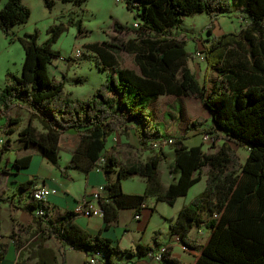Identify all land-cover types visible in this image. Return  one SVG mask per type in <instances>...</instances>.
Here are the masks:
<instances>
[{
  "label": "trees",
  "instance_id": "trees-1",
  "mask_svg": "<svg viewBox=\"0 0 264 264\" xmlns=\"http://www.w3.org/2000/svg\"><path fill=\"white\" fill-rule=\"evenodd\" d=\"M43 1L49 10L56 3V0ZM58 1L83 6L88 0ZM125 2L136 18L141 19V29H134L140 31L136 38L120 44L87 45L96 55L97 68L112 71L93 98L71 100L66 95L65 84L50 74L49 66L61 59L52 45L65 30L63 25L52 27L44 43L38 42L37 32L17 38L25 50V62L21 76L9 73L5 87L0 88V119L5 121L2 130L8 137L1 151H10L11 136L18 134L22 142L38 147L44 158L58 166L62 135L77 131L80 142L68 168L82 166L90 171L105 158L102 170L108 183L101 205L104 218L111 225L118 221L120 210L139 214L144 209L151 191L149 186L158 176L163 151H158L147 163L123 165L116 158L104 155L110 136L126 133L130 124L137 122L141 145L167 138L155 121L152 104L164 95L199 99L213 114L214 126L207 131H220L227 142L214 154H207L202 146L188 148L184 138H176L172 147L177 159L170 172L179 178L157 201L174 206L201 182L202 171L208 168L205 190L179 212L171 224V234L188 249L200 248L195 264H264V0ZM238 9L247 14L243 29L213 37L204 49L208 69L218 74V80L209 90L188 67L191 54L187 53L185 43L173 35V30L186 16L205 13L213 23L220 15ZM30 17L31 9L24 0H8L0 11V31L14 41L13 28L28 23ZM114 28L117 32L126 30L120 24ZM208 31L213 35L211 26ZM121 52L134 57L140 73L121 66L118 56ZM16 108L31 114L27 127L23 128L21 118L13 115ZM33 120L41 124L43 132L33 126ZM190 130L192 126L188 127ZM229 143L248 146L249 155L244 163ZM30 161L31 157L18 160L16 166H28ZM112 173L118 174L115 182L109 178ZM135 176L147 179L146 194L130 195L123 191L122 180ZM40 207L43 206L36 204V208ZM76 216L68 212L58 223L50 221L46 226L41 223L38 240L44 243L54 237L87 254L99 248L106 251L110 260L120 252L111 240L100 235L93 237L78 227L74 223ZM36 218L39 224L41 218ZM201 227H206L209 235L199 247L190 232ZM157 244H161L159 240ZM151 250L154 248H138L140 256ZM163 262L183 264L169 249Z\"/></svg>",
  "mask_w": 264,
  "mask_h": 264
},
{
  "label": "crops",
  "instance_id": "crops-1",
  "mask_svg": "<svg viewBox=\"0 0 264 264\" xmlns=\"http://www.w3.org/2000/svg\"><path fill=\"white\" fill-rule=\"evenodd\" d=\"M208 43L204 42L205 47ZM190 54L188 67L196 75L200 84L207 85L210 90L218 80L217 71L208 69L205 53H202L203 56L200 59L194 58L195 55L198 56V53ZM126 68L140 73L137 65L134 68ZM201 74L203 83L200 78ZM5 85L6 80L0 88H4ZM177 104H180L181 108L179 110L175 108L172 111L171 108ZM151 110L159 126L164 124L166 137L184 138V145L188 148L202 146L205 153L214 154L227 142L226 140L220 147L211 148L210 153L207 151L209 145L203 144L202 135L213 128V114L199 99L164 95L152 104ZM168 115L170 117L167 119ZM30 120L31 117L26 126L22 120V127H27ZM4 123L5 121L0 119V130L3 129ZM32 124L39 132H43L40 123L41 127H38L34 120ZM130 126L131 128L126 133L116 132L110 136L104 155L106 158H116L123 165L147 163L158 151L151 149L150 143L146 146L141 145L137 122L131 123ZM189 126H192L190 131H188ZM222 135L225 136L223 133ZM12 136L10 151L6 153L1 151L4 143L0 147V253L3 255L0 264H64V261L66 264H87V253L78 252L54 237H49L41 243L38 240V230L41 223L43 226L49 224L50 221L58 223L61 217L68 212H73L77 204L86 196L91 195L100 187H106L108 180L104 171L97 168L86 171L82 166L76 169L68 168L80 142V135L75 130H70L61 137L58 166H54L44 158L38 147L16 141ZM0 140L3 139L0 137ZM229 144L231 146V143ZM27 157H31L29 165L18 168L17 161H22ZM176 159L177 154L174 147L163 150L157 179L149 186L151 191L146 200V206L139 214L134 210H120L118 221L111 225L107 224L104 217L79 215L74 218V223L93 237L100 235L111 240L112 246L120 250L112 258L115 262L121 263L132 259L135 264H145L148 259L140 256L138 252L141 246L144 248L167 247L171 255L183 264H195L200 255V248L184 251L179 238L171 234V224L179 212L205 190L207 177H202L201 182L197 184H201L200 186L195 185L191 188L189 194L196 190L192 197L189 198V194L181 197L171 207L178 206L182 201L181 206L171 211L162 210L161 207L164 206L162 204L167 203L158 202L157 198L163 195L171 184L178 181L179 175L170 172ZM109 178L115 182L118 180V174L112 173ZM136 178L140 181L134 185L129 183ZM38 186L56 191V194L50 196L44 205L49 220L40 219L39 224L36 218L38 208L29 194L32 187ZM122 187L126 194L144 195L148 189V182L145 177L135 176L122 180ZM198 229L204 230L205 238L209 235V231L206 227H201L194 228L190 232V237L200 247L205 244L206 239L199 236ZM157 240L161 243L160 245L157 244ZM150 264L168 263L152 262Z\"/></svg>",
  "mask_w": 264,
  "mask_h": 264
},
{
  "label": "rangeland",
  "instance_id": "rangeland-1",
  "mask_svg": "<svg viewBox=\"0 0 264 264\" xmlns=\"http://www.w3.org/2000/svg\"><path fill=\"white\" fill-rule=\"evenodd\" d=\"M7 1L0 0V11ZM24 4L31 9V17L28 23L13 28L12 35L15 40H7L0 31V87L3 86L9 73L16 76L22 74L25 50L21 42L17 40L18 37L37 32L38 42L44 43L50 37L49 30L52 27L63 25L65 30L58 41L52 45V49L61 54V59L55 61L53 66H49L50 74L65 84L66 95L71 100L93 98L96 89L107 80L112 71H102L97 68L96 55L87 48V45L102 42L120 44L121 41H128L132 37L136 38L140 32L135 31L133 25L136 22H141V19L136 18L135 12L127 8L125 0H88L83 6L64 4L56 0L52 10L45 7L43 0H24ZM245 17L247 14L241 9L220 15L218 20L213 23L211 17L205 13L186 16L183 22L173 30V35L185 43L187 53H204L205 41L209 42L213 37L226 33H239L244 27ZM119 24L126 27V30L115 31L114 25ZM208 26L213 28V35L209 33ZM77 51H80L82 55L79 58H74ZM119 57L123 67H136L133 57L127 53L121 52ZM194 58L200 59L201 57L195 55ZM200 78L203 83L202 74ZM175 108L179 110L181 105L177 104L171 110ZM13 114L19 116L25 126L31 117V114L23 108L15 109ZM169 117L170 115L167 119ZM34 122L38 127H41L37 120ZM160 128L165 132L163 123L160 124ZM0 134L3 139L0 140L1 147L7 137L2 130H0ZM12 137L16 141H21L18 134ZM226 139V136L220 133L215 144H208L207 151L210 153L211 148L220 147ZM231 146L237 152L241 162L244 163L249 155L248 146L240 147L233 143ZM207 173L208 168H204L202 177L206 178ZM137 181L140 179L136 178L129 183L134 185ZM195 192L196 190H193L188 197H192ZM181 204L182 201L173 208L163 203L164 206L161 209L171 211ZM200 231L198 229V234L203 238L204 230Z\"/></svg>",
  "mask_w": 264,
  "mask_h": 264
},
{
  "label": "built area",
  "instance_id": "built-area-1",
  "mask_svg": "<svg viewBox=\"0 0 264 264\" xmlns=\"http://www.w3.org/2000/svg\"><path fill=\"white\" fill-rule=\"evenodd\" d=\"M133 28L135 30L141 29V24L139 22H136L133 25ZM82 53L80 51H77L74 54V58L81 57ZM198 56L202 57V53H198ZM221 132L218 130H212L204 132L202 135V142L203 144H215L218 138V135ZM176 143V138L169 137L160 139L158 141H154L150 143V147L153 150L156 151H163L167 149L168 147H172ZM105 165V158L102 157L98 163H97V169L102 170V167ZM106 192V187H100L97 191L92 193L91 195L86 196L77 206L74 208L73 212L79 216H89V217H104L105 211L101 205V199ZM30 198L33 203L39 204L44 207L45 203L47 202L48 198L52 195L56 194L55 190L38 186V187H32L30 190ZM40 207L36 211V217H39L41 219H49V215L45 208ZM217 217V215H215ZM182 249L184 251H188L189 249L182 245ZM168 248L167 247H158L154 248V250H151L148 252V254L145 256L146 259H148L145 264H150L152 262H159L163 263V259L165 254L167 253ZM87 264H135V261L132 259H129L124 262H115L112 259L110 260L106 251L94 248L87 254Z\"/></svg>",
  "mask_w": 264,
  "mask_h": 264
}]
</instances>
